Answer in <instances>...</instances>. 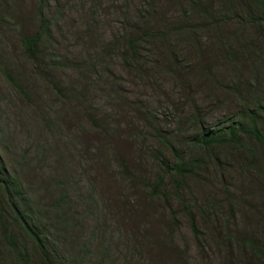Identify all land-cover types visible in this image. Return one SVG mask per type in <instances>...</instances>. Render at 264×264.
Wrapping results in <instances>:
<instances>
[{"label":"rangeland","instance_id":"1","mask_svg":"<svg viewBox=\"0 0 264 264\" xmlns=\"http://www.w3.org/2000/svg\"><path fill=\"white\" fill-rule=\"evenodd\" d=\"M259 4L0 0V160L54 264H263L226 236L264 249V141L200 143L264 108ZM38 31L31 58L21 40ZM165 163L195 173L175 190Z\"/></svg>","mask_w":264,"mask_h":264},{"label":"trees","instance_id":"2","mask_svg":"<svg viewBox=\"0 0 264 264\" xmlns=\"http://www.w3.org/2000/svg\"><path fill=\"white\" fill-rule=\"evenodd\" d=\"M260 7H264L259 4ZM42 33L36 32L31 36H25L21 40V45L26 56L37 58L40 55L39 46L42 41ZM142 40V39H140ZM137 39H129L128 46L131 52H134V47ZM7 80L15 86L14 79L6 74ZM260 104V103H259ZM261 114V115H260ZM241 119L231 121V126L224 128V126L211 127L210 129H201V146L203 148L216 147V146H240L241 136H247L248 139H253L256 142L262 143L264 141L262 131H264V108L259 107L253 110L245 109L240 115ZM260 124V125H259ZM167 170L173 175L172 185L175 190L183 187L185 178L195 173V168L185 165H175L168 167L165 163ZM4 164L0 160V193H2L5 201L2 198V204L5 206V214L7 221H0V246L3 248L8 256L13 258V262L18 264H34L32 260L40 259L41 264H54L53 260L49 257V249L45 244V236H42L37 229V225L30 219L33 218L30 208L24 202V194L21 190L17 178L5 174ZM4 170V171H3ZM162 180L152 189L154 195L158 194L159 187L162 186ZM167 197V195L165 196ZM179 203L188 211V206L191 204L185 198L174 196ZM63 199L59 198L58 202ZM167 198H165L166 200ZM6 202V203H5ZM231 212V207L229 208ZM203 213V211H202ZM190 227L196 239L199 240L201 232L195 224V218L190 215ZM230 243L233 239L236 242H243V245L249 246L250 251L257 256L264 264V249L258 244L254 238L248 241L239 240L235 235L228 232L226 236ZM241 244V245H242ZM3 261V260H2ZM1 264V263H0Z\"/></svg>","mask_w":264,"mask_h":264}]
</instances>
